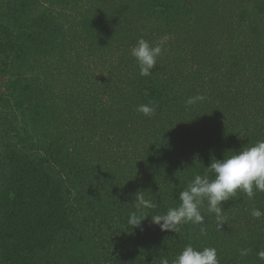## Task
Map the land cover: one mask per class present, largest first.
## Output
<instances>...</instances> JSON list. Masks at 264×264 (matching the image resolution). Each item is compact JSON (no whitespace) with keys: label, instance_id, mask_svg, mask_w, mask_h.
<instances>
[{"label":"trees","instance_id":"trees-1","mask_svg":"<svg viewBox=\"0 0 264 264\" xmlns=\"http://www.w3.org/2000/svg\"><path fill=\"white\" fill-rule=\"evenodd\" d=\"M165 36L141 76L131 48ZM260 140L264 0H0V264H171L189 244L264 264L255 188L222 221L207 199L202 225L151 220L212 159ZM133 212L149 217L132 228Z\"/></svg>","mask_w":264,"mask_h":264},{"label":"clouds","instance_id":"clouds-1","mask_svg":"<svg viewBox=\"0 0 264 264\" xmlns=\"http://www.w3.org/2000/svg\"><path fill=\"white\" fill-rule=\"evenodd\" d=\"M168 37L160 39L159 43L150 44L143 37L139 38L134 47L131 48V55L136 59L141 76H148L156 66L157 57L165 50ZM204 97L197 95L189 97L186 103L191 105ZM137 111L145 116L155 113V106L141 104ZM207 173L203 176L197 174L188 184L187 188L180 191L178 207L170 208L166 214L151 217L154 224L162 231H178L177 226L182 223L203 224L204 216L201 214L200 206L207 199L208 212L215 213L217 221H222V209L220 205L227 201L230 196L235 195L237 189L242 190L249 198L254 196L253 189L264 192V140L244 147L233 154L224 156L223 159H212L207 166ZM136 208H155V204L145 199L143 194L136 193ZM259 218L262 213L259 209H253L251 213ZM149 217L138 216L135 212L130 213L128 224L133 227H140L141 222ZM201 227V233L204 234ZM248 249L241 250V256L247 255ZM261 260H264V250L257 253ZM161 264H169L167 258L161 260ZM171 264H219L215 248L205 247L202 250L194 248L191 244L184 247L180 254L172 260Z\"/></svg>","mask_w":264,"mask_h":264}]
</instances>
